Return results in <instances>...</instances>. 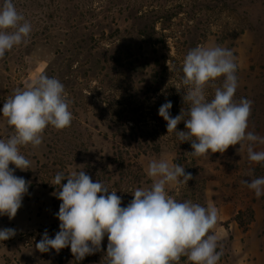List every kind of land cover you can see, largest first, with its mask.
Here are the masks:
<instances>
[{
	"label": "clouds",
	"instance_id": "obj_1",
	"mask_svg": "<svg viewBox=\"0 0 264 264\" xmlns=\"http://www.w3.org/2000/svg\"><path fill=\"white\" fill-rule=\"evenodd\" d=\"M31 30L30 22L17 11L13 0H3L0 59L15 46L26 43ZM236 68L230 49L197 46L189 50L183 60L182 84L186 88L183 101L190 107L172 117L169 100L159 107L158 114L167 122V133H175L181 143H191L193 156L223 153L234 145H239L240 154L247 142L248 160L258 164L264 162V151L254 149L256 144H264V137L246 131L252 102L247 98L238 103L233 100L238 87ZM169 70L172 71L170 67ZM222 76V86L216 87L214 81ZM209 85L215 89L210 102L205 94ZM2 116L13 131L6 139L0 138V215L11 220L30 185L14 175L16 169L31 167V161L20 152L21 146L39 147L46 127H69L73 113L64 85L57 78L42 74L27 88L14 90L3 104ZM182 121L185 130L179 131L177 125ZM10 164L15 168H10ZM145 171L151 183L137 187L131 193L133 199L124 207L117 191H110L99 180L93 182L83 169L67 175L57 172L51 184L60 189L53 193L62 201L56 214L59 231L50 238L45 230L35 248L45 253L70 247L75 260L81 261L100 251L107 236V264H179L182 256L191 264H218L223 253L217 251L218 237L210 234L218 222L217 208L191 200L177 201L166 190L172 184H187L192 174L181 165L156 158L148 161ZM65 179L67 183L62 184ZM242 183L257 198L264 195V177ZM15 234L13 228L0 229V241Z\"/></svg>",
	"mask_w": 264,
	"mask_h": 264
},
{
	"label": "rangeland",
	"instance_id": "obj_2",
	"mask_svg": "<svg viewBox=\"0 0 264 264\" xmlns=\"http://www.w3.org/2000/svg\"><path fill=\"white\" fill-rule=\"evenodd\" d=\"M162 4L167 8L177 4L185 6L172 23L167 24L165 31L170 36L167 67L172 71L169 70L161 93L145 106L155 107L178 96L183 102L186 88L182 84V65L185 56L197 46H220L233 52L237 66L238 87L233 100L238 103L241 98H247L252 102L246 131L264 137V0H162ZM118 24L122 29L126 28L125 22ZM137 41L127 38L124 44L120 43L121 50L136 46ZM57 48L55 42L53 45L40 43L21 63L11 61L6 66L0 65V102L4 103L15 89L27 88L42 74L50 77L46 74L50 63L54 68L65 65L63 56L56 52ZM124 69L115 68L105 79L111 85L109 92L114 101L123 100L122 91L126 87L132 84L145 87L150 83L145 73L134 75L130 69ZM223 80V76L217 78L215 86L221 87ZM80 82L91 88L99 86V82L91 77L80 79ZM214 90L211 85L205 89L209 102L214 98ZM2 108L3 105L0 106V138L6 139L13 129L7 126ZM182 124L183 121L178 126ZM166 139L168 144L160 153L138 159L142 177L128 176L114 168H110L101 179L98 174L90 177L93 182L101 181L110 191H117L122 199L121 206H127L133 199L131 193L137 187L151 183L145 171L150 159H165L172 164L180 159L176 152L179 139L175 133H168ZM246 144L240 154L237 152L239 145L229 146L223 153L199 157L193 156V149H190L183 163L184 166L189 165L185 172L191 173L192 179L187 184L166 186L168 194L177 201L191 200L205 207L211 205L217 208L218 222L210 234L218 237L217 251L222 250L223 253L218 264H264V195L257 198L254 191L242 183L243 180L250 182L251 179L264 177V162H250ZM254 150L264 151V144H256ZM20 152L31 161V167L24 171L16 169L14 175L23 177L30 185L16 216L10 220L7 215H0V229L16 230L13 237L0 241V264H107V236L101 243L100 251L81 261L75 260L70 247L59 252L51 249L45 253L35 248L45 230L50 238H54L59 231L60 221L56 214L62 201L53 193L60 189L51 184L56 173L67 175L82 169L81 166L70 165L66 170V128L56 130L49 125L39 147L33 148L30 144L21 146ZM9 167L15 168V165L10 164ZM61 183H67V180ZM240 213L242 215L238 219ZM179 264L191 262L182 256Z\"/></svg>",
	"mask_w": 264,
	"mask_h": 264
},
{
	"label": "trees",
	"instance_id": "obj_3",
	"mask_svg": "<svg viewBox=\"0 0 264 264\" xmlns=\"http://www.w3.org/2000/svg\"><path fill=\"white\" fill-rule=\"evenodd\" d=\"M13 3L30 22L32 30L26 43L6 52L0 65L21 63L40 43L55 42L57 54L65 60L62 67L54 68L50 63L46 74L64 85L73 113L72 123L66 127V170L70 165L81 166L89 176L98 174L101 179L114 168L128 176L142 177L138 159L158 154L168 144L167 122L158 114L164 102L155 107H146L145 103L161 93L170 73L167 67L170 36L165 31L185 5L167 8L162 0H13ZM120 21L126 23L125 29L119 26ZM127 38L139 42L121 50L120 43L124 44ZM118 67L130 69L134 75L145 73L149 85L132 84L122 91V101L112 100L111 85L105 79ZM88 77L97 80L99 86L91 88L80 82ZM180 100V96L171 100L172 117L190 107ZM3 104L0 102V106ZM184 127L177 125V130L183 131ZM176 145L180 158L176 164L186 170L189 165L184 166L183 161L192 149L191 143L177 141ZM250 214L253 217L252 210Z\"/></svg>",
	"mask_w": 264,
	"mask_h": 264
}]
</instances>
